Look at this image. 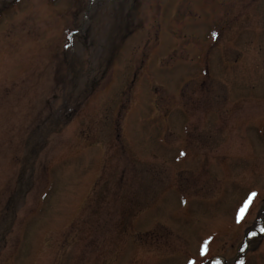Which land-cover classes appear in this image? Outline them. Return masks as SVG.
I'll return each instance as SVG.
<instances>
[{
	"label": "rangeland",
	"instance_id": "obj_1",
	"mask_svg": "<svg viewBox=\"0 0 264 264\" xmlns=\"http://www.w3.org/2000/svg\"><path fill=\"white\" fill-rule=\"evenodd\" d=\"M262 229L264 0H0V264H264Z\"/></svg>",
	"mask_w": 264,
	"mask_h": 264
},
{
	"label": "snow or ice",
	"instance_id": "obj_2",
	"mask_svg": "<svg viewBox=\"0 0 264 264\" xmlns=\"http://www.w3.org/2000/svg\"><path fill=\"white\" fill-rule=\"evenodd\" d=\"M181 155H184L183 153H181ZM256 196V193H252L251 195L248 196V198L244 201V205L243 207L240 209V212L238 214V222L240 219H242L244 217V213L248 210L249 205L253 202V198ZM262 231H264V229H262ZM252 236H255L256 233L253 232L251 233ZM207 243V242H205ZM241 251H243V249H241ZM202 254H203V249H202ZM241 264H243V262L241 261Z\"/></svg>",
	"mask_w": 264,
	"mask_h": 264
},
{
	"label": "trees",
	"instance_id": "obj_3",
	"mask_svg": "<svg viewBox=\"0 0 264 264\" xmlns=\"http://www.w3.org/2000/svg\"><path fill=\"white\" fill-rule=\"evenodd\" d=\"M254 225H255V224H254ZM258 226H259V225H258ZM254 227H255V226H254ZM254 227H251V228H254ZM251 228H249V229H251ZM260 228H261V227H260ZM260 228H259L258 231H260ZM252 231H253V230H252ZM256 236H259V234H258V235L256 234Z\"/></svg>",
	"mask_w": 264,
	"mask_h": 264
}]
</instances>
